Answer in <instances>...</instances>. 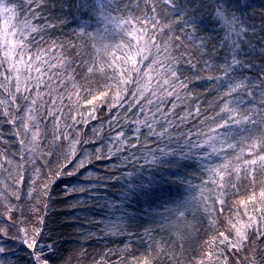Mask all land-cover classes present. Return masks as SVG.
I'll return each instance as SVG.
<instances>
[{"label": "snow or ice", "instance_id": "snow-or-ice-1", "mask_svg": "<svg viewBox=\"0 0 264 264\" xmlns=\"http://www.w3.org/2000/svg\"><path fill=\"white\" fill-rule=\"evenodd\" d=\"M35 0H0V111L4 116H9L10 111L19 113V117L13 114L8 123L15 126V134L20 136L23 131V138L19 139L20 159L15 162V167L9 171L0 162V203H4L7 211L0 213L5 216L7 221L12 220L11 213L19 210L17 205L9 202L10 197L20 200V185L24 182V164H36V159L43 155L40 137L42 134L43 123L49 118L52 120V136L50 144H57L61 138L68 141V152L66 159L71 162V158L76 155V145L80 143L79 133L75 138L70 139L68 129L74 128L77 124L84 122L83 114L79 113L78 105L86 103L93 105L95 101L102 100L108 96L109 92L115 89L109 108H118L117 112L112 114L109 124H119L118 117L121 115L119 109L125 112L138 107V111L145 113L144 119H135L132 121L136 125L134 129H129L128 133L123 127L116 131L115 136L109 137V147L107 155L101 157L97 149V159L111 158L118 153H123L120 157L122 167L129 169L123 172L118 180L124 181L123 200L119 205L110 207L120 211L122 216L118 219L134 220L136 217L128 212L132 205L129 203L132 199L141 197H151L153 190L157 185L174 183L171 177H176L179 183L186 185V195L174 201L175 207H168L167 211L176 216L177 220L183 218L191 208H203L206 212L225 210L226 186L232 189L236 188L235 183L226 181L225 177L235 175V179L241 178V167H243V176L247 178L254 186L256 184V173L261 174V188L259 193L252 191L247 200L238 201L239 204L248 202H257L258 206L253 214L249 215L247 222L241 220L228 221L230 229L229 235L224 231L218 233L219 238L213 236L205 244L209 249L215 248L216 251H205L203 259L197 264H211L214 255L224 256V249H227V255H239L250 249L251 237L264 241V154L257 152L252 158L245 159L243 165L233 164L228 158V151L237 149L238 143H244L246 139H251L247 145L250 152L257 149V140L251 138V132L255 127L264 129V68L261 69L262 75L259 78L249 77L244 74L245 70H251L255 65L246 62L242 56L238 39H242L246 29L241 25V19L234 14L231 18L218 8L216 15L222 21L226 29V39L230 41L229 52L225 57L224 63L215 67L221 72L217 76H208L209 81H213L212 87L219 92V99L222 103L219 110L214 115H203L199 105L194 108L195 117H201L198 122V130L180 132L173 135L169 128L174 125L170 113L165 112L162 105L168 97H175L181 100L180 91L187 89L188 84L178 75L181 57L173 52V41H180L175 47L184 52L183 41L181 37L171 35L174 29L170 23H161L158 19L157 9L153 4L152 15H143L142 17H133L131 15H121L119 0H78L71 7L77 11L84 10L90 17L97 18V24L103 27H97L94 32L87 31V21L85 26L79 28L78 35L86 36L93 41V47L97 52H103L106 59L103 62H93L87 67V72L104 73L105 69L111 72L106 75L101 90L93 92L88 84H78L72 72H65L71 68V63L63 54L62 45L56 41L46 39V28L55 27L50 23L41 27L33 23L38 17V13L32 7ZM171 10L177 14L178 20L182 21L181 31L191 28L184 39L190 41L193 47H196L201 53L208 46L205 39L196 35L197 19L194 14H188L183 5L178 0H163ZM39 7V4L36 5ZM21 13L23 15L21 16ZM113 13H116L115 15ZM71 14V13H70ZM186 17V18H185ZM75 18V17H74ZM63 22V17H61ZM172 23H175L173 21ZM165 29H168V37L164 39ZM119 32L122 39L119 43L109 44L105 41L111 39V34ZM236 37L238 39H233ZM199 41V44H197ZM223 44H221V47ZM122 52L121 56L116 55V51ZM55 52V55L53 53ZM187 63L192 67L190 57H184ZM145 61H149L145 66ZM206 68H212L209 62L205 61ZM143 68V71H142ZM75 71V69H72ZM135 79H133V74ZM90 79V77H89ZM66 82L70 83L72 91L65 87ZM129 86L132 91L129 93ZM68 93V101L76 109L77 115L81 120H77L76 115L69 116L72 124H61V118L64 115V92ZM222 90V91H221ZM87 94L88 98H81V92ZM151 93L149 96L148 94ZM130 95L131 99L122 103L125 96ZM259 98V106L256 104ZM247 98V99H245ZM22 101L18 104L17 100ZM144 99L145 104L140 105V100ZM155 103V111L151 117L146 113V107ZM251 105V106H248ZM176 104H172L175 108ZM95 107L88 113L91 119H95ZM151 111V109H147ZM160 117L166 122L161 124L156 118ZM193 115V113H189ZM181 121L185 118L181 117ZM160 124L162 131H157L156 125ZM249 125L253 127H248ZM147 129L146 133L141 132V128ZM193 127H197L193 125ZM207 129L205 131L204 129ZM249 134L246 136L245 134ZM167 137L163 147L157 146L151 148L148 146L149 138L155 143L158 140L163 142ZM143 137V139H142ZM239 137V140H237ZM135 142H130L131 140ZM261 144H264V135L257 138ZM112 145H115L113 150ZM141 149L145 151L142 153ZM135 150V151H133ZM241 153L243 149L240 150ZM27 152L28 160H24V153ZM138 153L140 155H138ZM2 156V154H0ZM239 159V157H236ZM7 165L12 166L14 161L3 157ZM143 163H140V161ZM219 161V162H217ZM87 158L80 159L74 166L77 169L83 168L87 163ZM193 162L199 165L201 169L208 173V180L216 186L215 204H219L217 209L214 204L209 203V196L205 187L193 185L190 180L180 179L179 170L191 167ZM175 169V171H173ZM36 175L40 173V167L35 168ZM74 175V172L57 173L60 175ZM10 181V182H6ZM208 181L202 183L207 184ZM32 183H35L33 179ZM53 181L49 178L41 188L39 195L44 198L50 196V185ZM32 189L28 195H32ZM66 191H75L87 193L88 188H73L66 185ZM47 207V205H45ZM38 211V209H36ZM167 219V217H165ZM40 227H33L31 234L26 227H20L19 237H8L7 227H0V254L8 251L5 246L4 237L9 239H19V241L29 250L26 255L31 259L32 264H49L48 259L44 258L45 253H53V244L55 241L45 243L41 237L44 232V218L38 217ZM175 224V221H172ZM215 223V221H212ZM112 234H120L124 228L123 223L119 226L115 223L106 225ZM47 234L45 233V236ZM132 235V233H129ZM140 264H151L147 258ZM223 264H228L227 257ZM239 264V261H237ZM245 264H256L255 257L250 259L245 257Z\"/></svg>", "mask_w": 264, "mask_h": 264}, {"label": "trees", "instance_id": "trees-1", "mask_svg": "<svg viewBox=\"0 0 264 264\" xmlns=\"http://www.w3.org/2000/svg\"><path fill=\"white\" fill-rule=\"evenodd\" d=\"M77 2L78 0H35L32 7L38 13V17L33 20V23L41 27L48 23L55 25V27L45 29L46 39L49 43L56 41L57 44L63 46L59 51H62L71 63V68L67 69L65 75L72 72L78 84H88L91 91L98 92L101 90L100 86L103 84L105 76L111 75V72L105 69L104 73L89 74L87 67L93 62H103L106 57L103 52H97L93 47V41L86 36H79L77 33L79 28L85 26L86 21L88 32H94L97 27L102 28L103 25L97 24V18L90 17L84 10L77 11L71 7ZM178 2L184 6L188 14H194L197 19L196 35L204 38L208 45L203 53L193 47L190 41L184 39L191 28L181 31L182 21L178 20L177 14L165 5L163 0H119L120 14L133 17L152 15L151 8L155 4L161 23H170L174 29V32L171 33L173 38L179 35L183 41L185 51L181 52L175 47L180 41H173V52L182 58L178 75L182 80H185L188 87L180 91L181 100H176L174 96L168 97L162 105L165 112L171 109V119L174 125H178L169 128V132L173 135H178L180 132L186 133L190 129L198 130V122L203 116L195 117L194 108L197 104L203 115L212 116L219 110L222 103L219 99V92L212 87L213 81L207 79L208 76L221 74L215 66L223 64L229 52L230 41L225 38L226 29L222 21L217 18L218 8L229 18L233 14L239 17L241 19L240 26L246 29L242 39L233 37L240 43L242 58L256 66L251 70H245L244 74L259 78L262 75L261 69L264 68V0H178ZM37 3L39 7L36 6ZM22 15L23 13H21ZM61 17H63V22ZM173 21L175 23H172ZM168 34V29H165L164 39H167ZM121 39L122 36L117 31L112 33L111 39L105 42L116 44ZM221 44H223L222 47ZM116 55L121 56L122 52L117 50ZM184 57H190L195 67L189 65ZM227 58L230 59V56ZM205 61L213 67L206 68ZM148 62H144L145 66ZM135 75L134 73L133 79H135ZM65 87L72 91L69 82H66ZM60 91L64 92V88H61ZM114 91L115 89L102 100L95 101L93 105L86 103L78 105L84 122L68 129L70 139L75 138L79 133L80 140V143L76 145V155L71 158V162L66 159L68 141L61 138L57 144L48 143L53 139L52 120L49 118L46 123H43L40 137L43 155L36 159L35 165L24 164L25 179L20 185V200L17 201L14 196L9 200L11 204L17 205L19 210H14L11 213V221H7L5 216L0 215V227H7L8 237H19L21 235L20 227L28 228L29 234H31L33 227H40L38 217L43 216L44 232L41 233V237L45 243L56 242L53 244L54 254L46 252L44 256L48 259L49 264H140L145 258L150 260L151 264H197L204 258L205 251H216L214 247L209 249L205 244L206 241L213 236L218 239V233L221 231L229 235V220L247 222L248 217L244 214L245 210L249 215L253 214L254 209L258 206L257 202H248L242 205L238 201L247 200L252 191L259 193L262 186L260 183L261 174L256 173L254 186L243 176V167H241L239 180L235 179L234 174L231 177H225L226 181L235 183L236 188L232 189L230 186H226L224 197L226 204L223 213L218 210L206 212L203 208L193 207L185 213L183 218L177 220L175 215L167 211V208L175 207L174 201H178L186 195V185L179 183L176 177H171L176 182L157 185L151 197H141L129 201L132 206L128 208V212L136 217L134 220H119L122 213L110 206L119 205L123 200L124 181L118 180L117 177L129 169L120 164V157L123 153H118L111 158L97 159V149H99L101 157H105L109 147V137L115 136L120 127L125 129L126 134H130L128 130L136 127L132 121L137 118L144 119L145 113L137 110L139 106L128 112L119 109L121 113L118 117L119 124L110 125L109 120L112 114L118 110V108L108 107ZM131 91L132 86H129V93ZM0 95H2V91H0ZM148 95L150 96L151 93ZM81 98L82 100L87 99L88 96L82 91ZM130 99V95L125 96L122 103H125L126 106V101ZM17 103L22 104V101L18 99ZM155 103L154 100L153 105L146 107L149 117L155 111ZM173 103L176 104L175 108H172ZM144 104L145 100L141 99L140 105ZM256 104L259 106L258 97ZM64 105L61 124H72L70 112L71 115H76L77 120H81L76 109L69 103L67 92H64ZM94 107L96 118L91 119L88 113ZM149 108L151 111H147ZM189 113H193V115H189ZM13 114L19 117V113L13 111H10L7 117L0 111V154H2L0 162H3L9 171L13 170L15 162L20 159L21 152L18 141L23 138V131L21 130L20 136H17L15 126L8 123V119ZM181 117L185 119L181 121ZM156 118L160 120L161 124L166 125L159 113L156 114ZM193 125L197 127H193ZM248 127L253 126L249 125ZM156 128L157 131L163 130L160 124L156 125ZM204 130L207 131L206 128ZM141 132L146 133L147 129L142 127ZM250 135L252 139L257 140V149L255 152H250L247 145L251 143V139H246L244 143H238L235 151H228V158L233 164L242 166L245 159L252 158L257 152L264 154V144H261L257 139L264 135V129L255 127ZM166 140L165 136L163 142L158 140L153 143L149 138L148 146L151 148L163 147ZM130 142H135V140ZM112 147L114 150L115 145ZM241 149H243L242 153ZM144 151L141 149L142 153ZM23 155L24 160L27 161V152ZM138 155L140 154L138 153ZM237 156L239 159L236 158ZM3 157L13 160L14 164L7 165ZM85 157L88 162L83 168L74 167L80 159H85ZM140 163L143 161L141 160ZM36 167H40L38 176L35 172ZM70 171L74 172V175L62 174L58 179L56 178L57 173ZM179 171L181 180L187 178L193 185L205 187L209 203L219 209L220 205L215 204L216 186L208 180L207 172L195 162L191 167ZM0 178H3V174H0ZM49 178L53 181L50 185V196L44 198L39 195V192L42 184ZM33 179L35 183H32ZM203 181L208 182L204 184ZM66 185L73 188H88L89 191L87 193L66 191ZM30 189L33 190L31 196L28 195ZM6 211L4 203H0V213ZM172 221H175V224ZM112 223L118 226L123 223L124 230L120 234H112L106 227ZM3 240L8 251L0 254V264H32L31 259L26 255L29 250L19 239L13 240L4 237ZM251 241V250L245 249L243 253L233 256L227 255L228 250L224 249L225 255L218 258L214 255L211 264H223L225 256L228 264H237V261L239 264H245V257L250 259L253 256L256 264H264V241L255 237H251ZM206 264H208L207 261Z\"/></svg>", "mask_w": 264, "mask_h": 264}]
</instances>
